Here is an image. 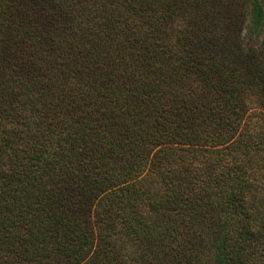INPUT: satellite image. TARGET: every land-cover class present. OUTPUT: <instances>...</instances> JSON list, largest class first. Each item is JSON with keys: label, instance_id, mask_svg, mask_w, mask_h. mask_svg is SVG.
Wrapping results in <instances>:
<instances>
[{"label": "trees", "instance_id": "16d2710c", "mask_svg": "<svg viewBox=\"0 0 264 264\" xmlns=\"http://www.w3.org/2000/svg\"><path fill=\"white\" fill-rule=\"evenodd\" d=\"M133 262L264 264V0H0V264Z\"/></svg>", "mask_w": 264, "mask_h": 264}, {"label": "rangeland", "instance_id": "374dc122", "mask_svg": "<svg viewBox=\"0 0 264 264\" xmlns=\"http://www.w3.org/2000/svg\"><path fill=\"white\" fill-rule=\"evenodd\" d=\"M135 256V255H134ZM133 263H135L136 264V262H133Z\"/></svg>", "mask_w": 264, "mask_h": 264}]
</instances>
